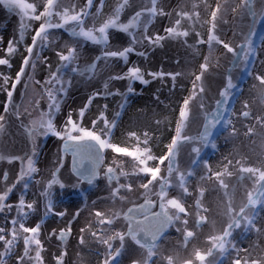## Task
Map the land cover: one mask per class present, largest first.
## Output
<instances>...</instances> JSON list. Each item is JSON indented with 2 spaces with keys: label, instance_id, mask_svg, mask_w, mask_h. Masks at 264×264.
<instances>
[{
  "label": "snow or ice",
  "instance_id": "snow-or-ice-1",
  "mask_svg": "<svg viewBox=\"0 0 264 264\" xmlns=\"http://www.w3.org/2000/svg\"><path fill=\"white\" fill-rule=\"evenodd\" d=\"M0 6L19 17V39L8 40L7 55L15 53L26 34L31 33V43L25 48L26 55L11 81V88H8L7 76L0 85L7 94L4 115H0V137L7 132L9 115L17 120L22 117L20 105L13 103L17 85L25 76L33 84H41L35 78L41 67L47 68L48 73L41 85L47 97V111H41L36 119L21 125L27 136L24 154L11 152L0 142V163L12 165L14 161L20 162L18 171L5 168L0 176V220L4 222L0 224V264L9 261L12 264H47L43 223L50 215L61 219L66 216V212L57 210L54 198L56 186L61 190L68 187V183L61 179L64 155L58 156L50 173L51 179L34 181V175L40 172L37 167L38 139L49 135L62 141L61 153L72 156L73 188H80L83 184L93 188L101 179L106 181L107 195L98 199L104 203L110 201V206L99 210L96 209L97 201H92L93 210L89 211L86 226L79 229L77 236L82 248L87 247L102 257L100 264H121L119 258L129 250L131 264H264V244L259 242L264 238V217L260 215L264 210V61L259 69L255 64L257 49L264 47V34L260 36L259 44L254 40L256 26L264 22V0H216L215 6L208 0H177L175 6H171V0H139L138 3L137 0H120L99 24L97 20L105 0H99L98 5L95 0H85L82 6L77 0H0ZM201 8L209 13L207 18L202 16ZM128 12L131 14L122 19ZM158 17L169 20V26L163 29L164 35L152 31ZM36 22L38 27L33 26ZM185 23L188 27H184ZM197 25L207 26L206 40L196 30ZM226 26L231 27L233 37L239 34L243 38L242 44L224 38ZM58 30L66 32L69 40L59 43ZM113 33L125 34L127 45H114L111 42ZM189 39L194 42L189 43ZM166 40L181 41L191 51L193 59L200 55L197 46L206 44L208 54L204 55L199 70L145 71L132 65L123 73L109 71L102 81V88L92 91L87 96V103L78 111H69L62 125L57 123L63 98L77 78L91 83L110 69L114 61L122 60L127 65L130 54L147 60L148 52L138 49L162 48ZM88 44L97 46L99 55L82 64L83 50ZM217 46H222L225 55L232 54L233 67L227 70L223 86L218 87V96L212 94V103H209L212 92L209 77L213 76L212 69L220 67L219 58L214 55ZM45 50L54 52L55 66L51 57L44 55ZM0 65L11 67L7 58H0ZM235 69L254 81L249 93L255 92L256 112L247 100L242 102L239 111L235 109V102L244 95L242 78L233 76ZM166 77L172 81V90L179 77L191 82L189 94L179 104L174 134L165 146L166 151L154 155L150 146L152 137L147 132L142 140L136 132H129L128 136L136 140L131 148L113 143L111 138L126 109L129 95L135 94L133 82L147 86L154 80L163 82ZM117 81H127L126 91L115 86ZM24 87L27 89L28 84L24 83ZM117 96L122 99L113 109L111 119L107 115V103L97 108L94 118L88 117L87 113L98 97L107 100ZM154 98L159 101L158 94H154ZM36 105L40 106L39 101ZM24 112H28L27 107ZM201 119L197 134H187L186 129ZM86 120L90 123L86 124ZM156 123L160 124L162 120ZM237 123L244 129L243 136L248 141L245 147L254 152L258 148V155L253 161L234 145L233 150L218 162L217 170L202 153L209 146L217 149L218 127L221 134L227 133L224 136L226 143L237 139L241 134ZM187 147H190L187 153L189 163L182 166L180 158ZM108 150L120 157L131 158L130 169L116 156L106 164ZM68 180L70 182L71 177ZM245 181L251 182L250 189ZM30 191L34 198L29 202L26 197ZM210 192L222 193L223 198L218 199L217 206L225 223L219 228L217 222L210 219L211 208L205 204V195ZM238 193L243 194L239 202ZM13 195L16 196L14 201L11 199ZM134 198H142L143 203L136 204ZM189 199L194 200V207L188 204ZM125 203L135 206L125 212L122 207ZM41 205L43 216L30 224L29 217L37 213ZM80 215L78 210L65 227L53 228L47 233L49 244L57 242L52 254L54 264H67V241L73 234V220ZM121 221L126 222V230L118 227ZM206 224L211 225V233L207 235L210 247L201 248L192 243L189 249L190 242L199 238L200 230ZM170 229H175L182 238L176 245L187 250L186 256L176 250V245L172 249L165 245ZM237 234L245 238L255 234L257 240L246 248L241 247ZM92 244L99 247L93 250ZM131 245L136 248L132 249ZM77 255L80 257L77 264H86L79 252Z\"/></svg>",
  "mask_w": 264,
  "mask_h": 264
},
{
  "label": "rangeland",
  "instance_id": "rangeland-1",
  "mask_svg": "<svg viewBox=\"0 0 264 264\" xmlns=\"http://www.w3.org/2000/svg\"><path fill=\"white\" fill-rule=\"evenodd\" d=\"M77 2L82 6L84 4L83 0H77ZM120 0H105V6L102 11L101 16L97 20V24L102 22L112 11V9L116 6L117 3H119ZM139 0H137V3ZM208 2L212 5L215 6L216 0H208ZM95 3L98 5L99 0H95ZM177 3V0H171V6H175ZM170 10V8H169ZM94 11V9H93ZM201 14L204 18H207L209 13H205L203 8L200 9ZM8 13V11H7ZM131 13L128 12L126 15L122 16V19H126L127 15H130ZM11 18V17H9ZM167 18V17H166ZM261 26V30L258 33V36L255 38L256 42L259 44L260 43V36L264 33V22L259 24ZM34 27H38V22L34 23ZM166 26H169V20L166 22ZM19 27V25H18ZM184 27H188V25L185 23ZM156 26H154L152 31H156ZM9 29V28H8ZM5 30V27L3 28V32ZM196 30L200 31L203 34V39H207V26L200 27L199 25L196 26ZM10 31V29H9ZM14 36L12 39H19V30L14 29ZM165 33L163 32L161 35H164ZM57 35L60 37L59 43H63L66 40H69L68 34L57 32ZM118 35L122 36L125 40L128 39V37L123 34V33H118ZM194 35V33H193ZM117 36L112 35V40H116ZM11 39V38H10ZM189 43H193L194 41L192 39H189ZM31 43V33H27L25 36V40L23 43L19 44L17 47V51L11 55H7L6 51L2 54L1 58H7L10 61L11 67L9 68L6 65H0V85L3 84V78L5 76L9 77V84L8 88H11V81L15 79L16 73L19 71V68L22 64V59L23 56L26 55L25 48L27 44ZM7 46V45H6ZM86 46L91 47L90 50L88 51V54L86 55L90 57L88 59V62L92 58H94V54L92 52V45L88 44ZM117 46H125V44L122 42L120 45ZM199 48L200 55L197 56L195 59H193L191 51L179 40H166L164 41V46L157 47L154 50L152 49H146L145 51L148 52V59L145 60L143 57H141V63L140 66L142 70L148 71H160L163 70L165 72L169 71H186V72H193V71H198L199 64L203 61L204 55H207L208 53V47L207 45L203 46H197ZM222 47V46H220ZM141 49V48H140ZM139 49V51H140ZM99 51V50H98ZM97 52V51H96ZM47 56L51 57V63L53 66H55L57 62V58L55 57L54 52H50V54L46 53ZM99 55V54H97ZM177 61L179 63H177ZM120 63L119 65L121 67H124V61H115V63ZM82 63V62H81ZM113 64V63H112ZM132 65H137V64H132ZM131 65V66H132ZM181 66V67H180ZM127 70V69H126ZM124 70L123 72H126ZM109 69L105 70L100 77H98L96 80H93L87 87V90L83 97V102L81 107L87 103V96L91 94L92 91L96 90L97 88H102V81L103 79L107 78V75L109 74ZM112 71V70H111ZM29 74H31V69H28ZM47 68L41 67L37 70L35 74V78L39 79L41 81V84H33V82L28 81L27 76L23 78V82L19 85H17V89L15 90L13 96L16 97V105H20V111L22 113L21 119L24 121V125H27L30 120L36 119L39 116V113L41 111H47V97L44 95V88L41 86L43 84V81L45 77L47 76ZM241 86L243 87L244 90V95L239 98L235 102V109L239 111L242 106V102L244 100H247L250 104L253 106V111L256 108L257 103H253L254 97H255V92H252L251 94L249 93V89L254 83L250 77L246 76L244 73L241 75ZM79 79V78H78ZM24 83L28 84L27 89L24 87ZM81 83V82H80ZM116 83L115 86L120 88L121 91H126L127 88V81H117L114 82ZM96 85V88H93V86ZM181 85H183V89L181 88ZM78 86V88L76 87ZM133 87L135 88V94H130L128 98V104L126 106L125 111L122 113L121 118L118 122V126L114 129L113 135H112V142L117 144L120 147H133L136 144L135 138H131L128 136L129 132H136L137 136L141 138V140L144 137V133L147 132L149 136L152 137L151 139V148L153 150L154 155H162L166 151V144L170 142L171 135L174 134L175 130V124L176 120L178 118V110H179V104L182 102L183 98L189 94L187 93L186 88H191V82L189 79L185 77H179L177 79V85L174 90H172V81L170 78H165L163 82L160 80H154L152 81L149 85H141L138 81L133 82ZM92 88V90H90ZM76 89H78V92H80V85L77 82L74 81V86L69 89V92H74ZM186 91V93H185ZM77 92V93H78ZM76 93V95H77ZM79 94V93H78ZM154 94L159 95V101H157L154 98ZM121 97H109L107 100H104L103 98L98 97L92 104L91 106V111L87 113L88 117L94 118V114L96 113L97 108L104 104L107 103L109 105V111L107 113L109 119L112 118V111L113 109H116L117 103L121 101ZM39 101L40 106L37 107L36 102ZM162 101V103H160ZM7 102V94L4 92L2 89H0V111L3 109L4 103ZM63 105V101H62ZM69 105V104H67ZM28 108V112H24V108ZM63 107V106H62ZM79 110V109H78ZM75 111L76 110H72ZM31 113L29 115L28 113ZM65 114L61 111L60 113H57V119L58 117H63L65 118ZM162 120V123L157 124L156 121ZM234 122H236V118H233ZM254 121H244V123H253ZM86 124H89V121H85ZM62 125V124H60ZM7 126V125H6ZM236 126L240 128L241 134L238 137V139L231 140L229 142H225L224 136L227 135V133H220L219 127L217 128V149L213 150L210 146L208 147L206 153L204 152V158L208 159L210 164L212 165L213 168L219 169V161H221L222 157L224 155H227L230 151L233 150V146L238 150L239 146H237V142L241 140V137L243 138V132L244 129L242 126L237 123ZM55 138L56 139V145L57 148L59 149L62 141L58 140L56 137H53L51 135L41 137L38 139V143L40 145L47 144L48 138ZM244 140V139H243ZM0 142L1 139H0ZM46 142V143H45ZM248 143V141H245ZM246 143V144H247ZM244 146V145H243ZM47 147V146H46ZM45 147V148H46ZM24 149L25 145H22L19 151L16 153L19 155L24 154ZM40 148V153H41ZM47 153H51V164L55 166L56 161H55V154L53 155V152L55 150L48 147ZM9 151H13L10 147H8ZM39 153V155H40ZM243 153V152H242ZM116 156L119 159H122L125 162V167L127 169H130L131 164L130 160L131 158L128 157H120L119 154L111 153V150H108V154L106 155V160L105 163H109L111 159ZM40 157V156H39ZM47 157V155H46ZM48 159V160H49ZM16 163V171L19 170L20 167V162L19 161H14L12 165H9L10 168L13 167V165ZM40 172L34 176H37L38 180L41 181H46L48 179H51V171L54 168H48L46 167H40ZM14 178V177H13ZM35 178V177H34ZM66 183H68V187L65 189L61 190L58 186L54 188V198L56 201V208L57 210L59 209L58 206L60 203L63 205H69L68 207L71 209L72 207H78L77 209H72L69 213L68 219L65 220L64 226H66L67 221L69 219H72L75 213L79 210L81 212V215L73 220L72 228H73V234L67 241V251H68V256L65 258L67 261V264H77L79 261L80 257L77 255L79 252L81 256L84 258L86 264H100V260L102 257H98L94 251L90 252L87 247H81L78 242H77V236L79 234V229L81 227L86 226V221L89 219V211L92 209L93 210V205L92 201L96 200L97 205L96 208L99 209V204L103 203V206H106L104 208L105 210L107 207L110 206L111 202H100L98 199L101 196H106L107 195V185L106 181L101 179L98 182L97 187L90 188L88 185L80 186V188H73L71 186L72 183H75L70 181L68 179L65 180ZM248 184L250 181H246ZM245 182V184H246ZM246 184V185H248ZM83 193V194H82ZM33 195L32 192L30 191L27 194L26 199L30 202L33 200ZM222 193H217V192H210L206 193L205 195V204L211 208V213L210 219H214L217 222V227L219 225V221L222 219L223 216L219 214V209H218V199H222ZM243 198L242 193L237 194V201L239 202ZM11 199L14 201L13 196ZM192 204L194 207V200L192 199ZM92 206V207H90ZM102 210V209H100ZM14 214V213H13ZM36 216L40 215V207L37 213H34L32 216L29 217L30 219H33ZM261 217H264V210H261L260 212ZM50 222H53L54 224L60 223V220L62 221L63 219L56 217V216H49L46 218ZM45 219V221H46ZM2 221V220H1ZM3 222V221H2ZM33 224V223H32ZM48 233V232H47ZM44 234L45 235H47ZM211 233V225L206 224L205 227H203L200 230V235L198 239H195L194 241L190 242L189 244V249L192 246V243H195L197 247H210V244L207 242V235ZM172 237L175 239L174 241L181 240L180 235L178 233H174ZM45 242V258L47 261V264H54L52 261V254L56 251V246L57 242L53 241L51 244H49L46 240V236L43 237ZM90 239V238H89ZM243 246L241 247H248L250 243L254 242L257 240V237L255 234H250L248 237H243ZM261 244H264V238H261L259 241ZM180 246V245H179ZM98 246L95 244L91 245V248L95 250ZM2 250V249H0ZM176 250L179 252L182 250L183 254L186 256L188 254L187 250H185L182 246L177 247ZM256 251H259L257 249ZM255 254V252H254ZM8 264H12L11 261L8 262Z\"/></svg>",
  "mask_w": 264,
  "mask_h": 264
},
{
  "label": "bare ground",
  "instance_id": "bare-ground-1",
  "mask_svg": "<svg viewBox=\"0 0 264 264\" xmlns=\"http://www.w3.org/2000/svg\"><path fill=\"white\" fill-rule=\"evenodd\" d=\"M83 2H85V0H83ZM9 17H11V18H9ZM167 20H168V18H166V17H164V18L158 17L157 18L154 26H156L155 29H156L157 32H159V34H162L164 32L163 29H164V27L166 25ZM247 23H248V21H245V24H247ZM18 25H19V17L17 15H15L14 13H10V12L7 13V10L4 9L3 6H0V37H2V40H0V58L2 57V54L5 52V50L7 48L6 45H7L8 40H10V38L12 39L13 36H14V32H15L14 29L19 30ZM4 27H5V30L3 32L2 30H3ZM8 28L10 29V31H9ZM260 30H261V26L258 24L256 26V32H257V34L254 37V40L258 36V33L260 32ZM58 31L60 32V34L66 33V32H63V30H58ZM225 33H226V35L224 37L225 39L233 40V42L235 44H242L243 43V38L239 34L237 36H235V37L232 36V30H231V27L230 26H226L225 27ZM113 35H116L117 36L116 40L113 39V41H112V43L114 45H120L122 42L125 44V46L127 45L128 39L125 40L122 36L118 35V33H113ZM92 46H93L92 47V52H93L94 56L97 55V54H99V51H98L99 48L97 46H94V45H92ZM90 48L91 47H89V46H86L84 48V50H83V52H84V59L81 60L82 64L85 61H88V59L90 57H92L91 55L89 57L86 56L88 54V51L90 50ZM140 51H145V48H141ZM155 51H156V49H155ZM238 51H239V49H238ZM257 52H258V55H257V58L255 60V64H256L257 69H259L260 68V64H261V61H264V47L258 48L257 49ZM46 53L50 54V51L45 50L44 55H46ZM214 55H215V57L219 58L220 67L219 68L212 69L213 76L212 77H209V83H210L211 88H212V92L209 94V103H212V101H211V95L212 94H216L218 96V92H217L218 87L223 86L224 78H225V76L227 74V70L229 68H232L233 67L232 54L228 53V54L225 55V51L222 49V47L217 46L216 49H215V51H214ZM141 61L142 60H141V57L140 56H137L135 54H130V56H129V62H128L127 65H124V67H121L119 65L120 63H118V62L115 63V61H114L113 64L111 65V68L109 70L110 71L112 70L113 72L123 73V71L126 70L128 66H131L134 63L137 64V65H140ZM198 70H199V68H198ZM241 75H242V72H240L238 69H235L233 71V76L234 77L235 76H240L241 77ZM250 79H252V77H250ZM77 81H78V83L80 85V92H78V89H76L74 92H68V95L63 98L62 112L65 115L69 111H72V110L78 111V109L82 105L83 97H84L85 93H87L86 90H87V87H88V85L90 83L81 81L80 78L79 79L77 78ZM77 81H75V82H77ZM76 87L78 88V86H76ZM96 87H97L96 85L93 86V88H96ZM186 89H187L186 91L188 93L190 88H186ZM90 90H92V88H90ZM186 91H185V93H186ZM76 93H77V95H76ZM13 103L16 104V97L15 96H13ZM67 104H69V105H67ZM257 110H258V104H256V108H255L254 112H256ZM73 112L75 113V111H73ZM0 115H4V110L3 109L0 111ZM63 121H64V118L63 117H61V118L58 117V119H57V123L58 124H63ZM22 124H24V121L22 119L21 120H17L15 118V116L9 115L8 121L6 123V125H7L6 126L7 132H6L5 136L0 137L2 143L6 144L8 147H10L13 150L12 152H15V153L20 150V148L22 147V145H26V143H27V136H26V133L24 132L23 127L21 126ZM200 125H202V119L201 120H198V121H196L194 123H192L189 126V128L186 129L187 134H189V135H196L197 134V128ZM245 141H246L245 140V137H243V138L241 137V140H239L236 145L239 146V149L242 148L240 151L243 152V154H246V155L251 156L252 159H253V161H255L256 155H258V148H257V150L255 152L253 150H250L249 147H245V145L247 143ZM42 147H43V149H41V153L39 155L40 157L38 159L37 167L38 166H40V167H46V169H48V168H54L56 166V165L53 166L51 164L52 162H51V160L49 158H51L52 155H51V153L48 154L47 153V149H46L48 147H50L52 149L55 148V150L52 151L53 152V155L54 154L56 155L55 156V161H57V158H58L59 155H64V164H65V166L61 170V179L65 181L66 179H68L69 177H71V181L74 182L75 181V177L72 176V173H71L72 156L70 154H66L65 155V154H63V153L60 152V149L62 147V143H61V145H60V147L58 149L57 148V145H56V139L49 137L48 140H47V144H45L43 146V144L40 143V148H42ZM207 149L208 148L204 149V152L205 153H206ZM188 152H190V147H187V148H185L183 150L182 156L180 158L181 159V165L182 166H186L189 163L188 156H187V153ZM204 152L202 153L203 156H204ZM46 155H47V157H46ZM54 164H56V163H54ZM165 166H162V168H164ZM5 168H10V166L6 162L0 163V176H2V170L5 169ZM10 169H13L14 171H16V163ZM34 177H35L34 178V181L35 180H38L37 176H34ZM246 184H248V183L246 182ZM84 185H87V184H84ZM81 186H83V185H81ZM246 187H248L250 189L251 188V182H249V184L246 185ZM33 188H35V184L33 185ZM13 199H16V196L15 195H13ZM134 199H135V203L136 204L143 203L142 198H134ZM192 203H193L192 202V199H189L188 200V204L193 206ZM68 206L69 205L66 206V205H63L62 203H60L59 206H58V208H59L58 210L59 211L66 212V216L64 217V219L62 221L60 220V223L54 224L53 222H50L47 219H46V221H44V223H43V232H44V234H46L47 232H50L51 229H53V228H57L58 229L60 227H63L65 220L68 219V217H70L69 216L70 211L72 209H77L78 208V207H72L70 209ZM134 206L135 205L132 204V203H125L122 206L123 207V211L126 212L129 207H134ZM90 207H92V206H90ZM98 207H99V210L100 209L105 210L104 208H106V206H103V203L102 204H99ZM42 216H43V206L41 205L40 206V215L39 216H36V217L34 215V218L33 219H30L29 220V223L32 224V223L36 222ZM2 223H4V222H2L0 220V224H2ZM224 223H225V218H223V220L221 219L219 221L218 228L221 227ZM118 227L119 228H123V229L126 230V222L121 221V223L118 225ZM203 227H205V225ZM174 233L175 234L177 233L175 231V229H170L169 230V233H168V239L164 242L165 245L169 249H172L173 245H176V242H177V241H174L175 239L172 237V235H174ZM45 236H43V237H45ZM236 239H237L238 244L240 246H243L242 245L243 242H244L243 241L244 240L243 237H241L240 235L237 234ZM116 244L118 246V241L116 242ZM176 246L177 247H180L179 245H176ZM131 248L132 249H135L136 246L135 245H131ZM14 251H15V249H14ZM130 251L131 250H129V252H126L125 255H123V256H121L119 258L120 261H121V264H131ZM180 254L183 255V256H185L183 254L182 250L180 251Z\"/></svg>",
  "mask_w": 264,
  "mask_h": 264
}]
</instances>
